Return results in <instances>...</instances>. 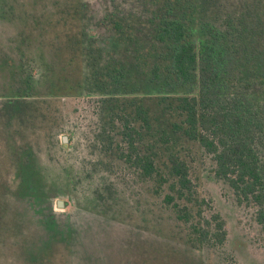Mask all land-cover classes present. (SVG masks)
I'll return each mask as SVG.
<instances>
[{"label":"rangeland","instance_id":"1","mask_svg":"<svg viewBox=\"0 0 264 264\" xmlns=\"http://www.w3.org/2000/svg\"><path fill=\"white\" fill-rule=\"evenodd\" d=\"M152 10V0H0V104L11 93L2 81L6 59L26 68L36 60L31 74L39 80L38 106L22 105L18 112L24 122L6 113L0 119V264H264V233L254 206L215 176L212 158L198 145L180 135L163 143V132L172 136L173 123H179L172 108L167 111L156 98H138L152 125L142 149L157 154L160 168L171 153L189 161L200 197L212 200L226 222L228 236L220 253L193 247L186 228L164 208L155 183L104 153L99 134L104 115L96 116L97 103L58 91L61 77L71 73L69 58L75 56L72 69L78 76L85 68L79 48L69 49L70 39L83 31L106 33L105 19L114 16L142 29L138 24ZM44 57L49 73L41 64ZM15 105L4 102L8 112ZM260 152L264 169V148ZM32 174L42 179V187L24 186L18 177ZM39 208L58 232L50 234Z\"/></svg>","mask_w":264,"mask_h":264},{"label":"trees","instance_id":"2","mask_svg":"<svg viewBox=\"0 0 264 264\" xmlns=\"http://www.w3.org/2000/svg\"><path fill=\"white\" fill-rule=\"evenodd\" d=\"M152 4L149 17L137 22L142 29L135 30L136 24L114 16L105 19L106 33L83 31L80 38L70 39L69 49L79 48L85 68L78 76V70L72 69L75 56L69 58L66 66L71 73L61 77L63 89L58 91L64 93L61 96L97 103L96 116L104 115L99 133L104 153L155 183L164 208L186 228L193 247L220 253L228 236L226 222L212 200L200 197L189 161L171 153L160 168L157 154L142 149L152 125L138 98H156L167 111L172 108L179 123H173L172 136L163 132V143L171 144L180 135L198 145L201 153L212 158L215 176L254 206L255 221L264 233L260 152L264 148V1L152 0ZM4 5L8 9V1ZM45 58L41 64L49 73L52 69ZM11 62L5 61L9 68L2 81L11 93L1 99L0 119L6 113L11 120L24 122L18 113L22 105L38 106L39 80L31 74L37 61L28 62L27 68L22 62ZM8 101L16 104L12 112L4 106ZM18 177L24 186L42 187L36 175ZM41 187L36 190L39 198ZM38 211L46 221L43 209ZM46 223L51 235L58 232L49 219Z\"/></svg>","mask_w":264,"mask_h":264},{"label":"water","instance_id":"3","mask_svg":"<svg viewBox=\"0 0 264 264\" xmlns=\"http://www.w3.org/2000/svg\"><path fill=\"white\" fill-rule=\"evenodd\" d=\"M63 141H64V143H68V138L67 137H64L63 138ZM59 206H60V208H63L64 207V204H63V202H59Z\"/></svg>","mask_w":264,"mask_h":264},{"label":"flooded vegetation","instance_id":"4","mask_svg":"<svg viewBox=\"0 0 264 264\" xmlns=\"http://www.w3.org/2000/svg\"><path fill=\"white\" fill-rule=\"evenodd\" d=\"M53 205V204H52ZM50 207H51V203H50Z\"/></svg>","mask_w":264,"mask_h":264}]
</instances>
